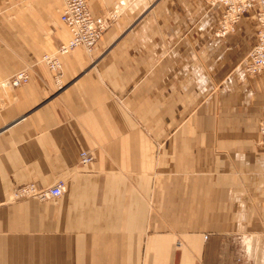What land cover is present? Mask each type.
Listing matches in <instances>:
<instances>
[{
    "label": "crops",
    "instance_id": "crops-1",
    "mask_svg": "<svg viewBox=\"0 0 264 264\" xmlns=\"http://www.w3.org/2000/svg\"><path fill=\"white\" fill-rule=\"evenodd\" d=\"M148 1L86 0L119 15L55 77L40 57L71 38L59 1L0 0V80L29 75L0 88V264H264L254 13L216 37L220 7ZM59 179L57 200H10Z\"/></svg>",
    "mask_w": 264,
    "mask_h": 264
},
{
    "label": "built area",
    "instance_id": "built-area-1",
    "mask_svg": "<svg viewBox=\"0 0 264 264\" xmlns=\"http://www.w3.org/2000/svg\"><path fill=\"white\" fill-rule=\"evenodd\" d=\"M209 6L221 8V15L214 28L216 37H224L240 19L241 14L252 10L257 23L255 42L247 54L244 70L248 74H256L264 69V0H205ZM119 13L109 11L106 15L95 16L87 6L86 0H61L59 17L71 33L67 43L62 44L53 53H44L40 61L54 73L61 74L58 55L66 54L75 47H82L87 53L97 49V42L105 30L117 19ZM27 69L23 68L0 82V88H16L28 82ZM260 133L259 145L264 148V118L258 122ZM93 154L84 150L79 154L82 164L91 162ZM66 191V182L57 180L51 186L38 189L35 184L27 183L17 186L12 191L10 200L35 198L39 201L57 200ZM206 234L203 235L205 239Z\"/></svg>",
    "mask_w": 264,
    "mask_h": 264
},
{
    "label": "rangeland",
    "instance_id": "rangeland-1",
    "mask_svg": "<svg viewBox=\"0 0 264 264\" xmlns=\"http://www.w3.org/2000/svg\"><path fill=\"white\" fill-rule=\"evenodd\" d=\"M59 1V7H58V10L60 9V6H61V0H58ZM155 2H157V0H149L148 1V5L150 4V3H155ZM60 12V11H59ZM214 31V30H213ZM4 79H6V78H3L2 80H4ZM2 80H0V82L2 81ZM10 88V87H9ZM67 186V185H66ZM10 196H12V194H10ZM236 261H240V258H236Z\"/></svg>",
    "mask_w": 264,
    "mask_h": 264
}]
</instances>
